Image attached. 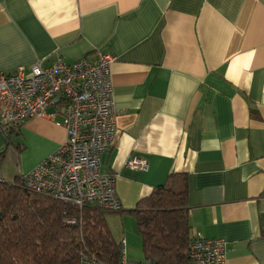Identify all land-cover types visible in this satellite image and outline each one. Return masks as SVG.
<instances>
[{
    "label": "crops",
    "instance_id": "1",
    "mask_svg": "<svg viewBox=\"0 0 264 264\" xmlns=\"http://www.w3.org/2000/svg\"><path fill=\"white\" fill-rule=\"evenodd\" d=\"M102 53L115 56L118 131L101 171L123 205L106 219L128 256L129 210L183 174L192 237L223 239L227 264H264V0H0V71ZM12 132L0 131L6 181L67 138L40 116Z\"/></svg>",
    "mask_w": 264,
    "mask_h": 264
},
{
    "label": "built area",
    "instance_id": "2",
    "mask_svg": "<svg viewBox=\"0 0 264 264\" xmlns=\"http://www.w3.org/2000/svg\"><path fill=\"white\" fill-rule=\"evenodd\" d=\"M115 56L102 53L74 62L59 59L45 65L37 61L30 70L19 67L0 71V131L16 130L31 117L53 120L67 129V138L51 155L28 173L21 174L30 190L76 207L94 205L119 212L123 205L113 174L101 171V156L115 142L117 110L113 101L112 64ZM62 121H56L57 117ZM133 168H147L145 159L133 158ZM0 173V182H5ZM69 223L74 220H68ZM226 242L199 233L192 237L191 264H227ZM121 259L116 264H155L133 260L126 239L120 242ZM80 264H107L82 255Z\"/></svg>",
    "mask_w": 264,
    "mask_h": 264
},
{
    "label": "trees",
    "instance_id": "3",
    "mask_svg": "<svg viewBox=\"0 0 264 264\" xmlns=\"http://www.w3.org/2000/svg\"><path fill=\"white\" fill-rule=\"evenodd\" d=\"M187 196V176L171 174L167 183L129 210L142 237L144 259L191 264ZM106 213L94 205L76 207L36 193L21 175L0 182V264H80L82 255L116 264L120 243Z\"/></svg>",
    "mask_w": 264,
    "mask_h": 264
},
{
    "label": "rangeland",
    "instance_id": "4",
    "mask_svg": "<svg viewBox=\"0 0 264 264\" xmlns=\"http://www.w3.org/2000/svg\"><path fill=\"white\" fill-rule=\"evenodd\" d=\"M6 132L7 133H4L6 135V138L7 137H10V138L12 137L13 142H15L17 134L15 132H12V130H7ZM15 148H16L15 145L13 143H11L10 146H9V151L7 152V155H6L5 164H7L10 159L11 160L14 159V164H16L17 158H18V153H16V155H14V158H13V156L11 157V155H10L12 150H15ZM28 172H26V173H28ZM14 179L15 178H13L11 180H8V181H13ZM106 214H107L106 217H107L108 221H110L111 217L108 215V213H106ZM126 220H127L126 221V228L128 229V232L131 231L132 233L136 234L137 237L140 240V244H139L138 247H133L132 244L129 243L130 244L129 245V256L133 260H142V259H144L143 241H142V237H141V235L139 233V230H138L137 221H136L135 217L132 214H129V216L127 217ZM112 233L114 235V238H115L116 242L119 243V241H120L119 239H120L121 235L116 234L113 229H112Z\"/></svg>",
    "mask_w": 264,
    "mask_h": 264
}]
</instances>
